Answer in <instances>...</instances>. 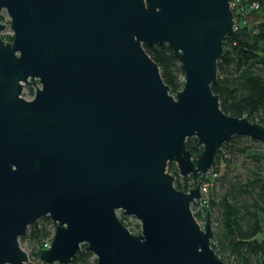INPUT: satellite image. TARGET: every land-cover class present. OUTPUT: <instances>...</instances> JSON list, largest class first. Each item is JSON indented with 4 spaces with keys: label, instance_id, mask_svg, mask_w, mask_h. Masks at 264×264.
<instances>
[{
    "label": "water",
    "instance_id": "95a60500",
    "mask_svg": "<svg viewBox=\"0 0 264 264\" xmlns=\"http://www.w3.org/2000/svg\"><path fill=\"white\" fill-rule=\"evenodd\" d=\"M229 1L0 0L12 31L0 35V264L28 263L19 239L43 217L55 230L41 264H68L82 245L95 264H225L210 213L201 227L192 208L230 138L264 145V126L224 113L211 89L235 33ZM154 45L183 69L175 95Z\"/></svg>",
    "mask_w": 264,
    "mask_h": 264
},
{
    "label": "trees",
    "instance_id": "16d2710c",
    "mask_svg": "<svg viewBox=\"0 0 264 264\" xmlns=\"http://www.w3.org/2000/svg\"><path fill=\"white\" fill-rule=\"evenodd\" d=\"M237 1L238 6L232 12L236 19L240 16L244 22L241 20L233 36L223 40V52L217 61L216 82L211 89L218 96L224 113L246 117L264 126V0ZM252 2L259 5L258 10L249 8ZM2 38L12 40L11 36ZM144 49L157 63L170 94L175 95L183 85L184 72L169 46H144ZM186 147L193 155L202 150L195 138H188ZM238 155L248 161L243 166L244 174H234L230 170ZM175 170V164L167 165L169 173ZM205 181L210 184L203 197L205 203L193 215L197 221H204L206 213H210L211 246L216 254L225 264H260L264 254V145L248 136L230 138L215 156ZM216 183L219 187L217 191L214 187ZM191 184V181L179 180L174 186L187 191ZM118 217L132 234H139L138 224L129 228L121 212ZM54 230L51 220L43 217L19 239V242L28 243L36 264H41L39 253L50 244ZM84 247L81 246L68 264H95V258Z\"/></svg>",
    "mask_w": 264,
    "mask_h": 264
},
{
    "label": "rangeland",
    "instance_id": "374dc122",
    "mask_svg": "<svg viewBox=\"0 0 264 264\" xmlns=\"http://www.w3.org/2000/svg\"><path fill=\"white\" fill-rule=\"evenodd\" d=\"M0 22L1 23H4V24H6L7 26H6V29L5 30H3L1 33H0V35H1V37L2 36H11L12 37V31L10 30V28H9V17L6 15V13L3 11L2 12V15L0 16ZM5 40V39H4ZM6 41H11V40H6ZM22 97L24 98V99H26V100H30L32 97L30 96V94H29V92L27 91V89L26 88H24V90H23V92H22ZM236 161L234 162V163H232L231 165H230V170L234 173V174H237V173H241V174H244V167L243 166H245V165H247L248 164V161L246 160V158H244L242 155H238V156H236ZM222 168H223V166H222ZM218 183H216L215 185H214V187L216 188L215 190L217 191L218 190ZM208 196V195H207ZM206 196V200H207V197ZM204 203L205 202H203V200L201 199V206H200V208H192V212H193V214H194V212H195V210H201V208H202V206L204 205ZM119 213V212H118ZM117 213V214H118ZM199 224H200V226L201 227H203V225H204V221L203 220H199L198 219V221H197ZM126 223H128V225H129V228H134L135 227V224H138L139 225V222L134 218V217H126ZM21 242V241H20ZM22 243V245H28V243L27 242H21ZM29 246V245H28ZM31 250H30V247H29V254L27 253V255H28V258H29V261H28V263H30V264H36L37 263V261L35 260V259H33V257L31 256ZM93 258H95L94 256H93ZM55 264H57V263H55Z\"/></svg>",
    "mask_w": 264,
    "mask_h": 264
},
{
    "label": "built area",
    "instance_id": "2783aa9c",
    "mask_svg": "<svg viewBox=\"0 0 264 264\" xmlns=\"http://www.w3.org/2000/svg\"><path fill=\"white\" fill-rule=\"evenodd\" d=\"M238 1L237 0H230L229 1V7H230V9H231V11L233 10V9H235L237 6H238ZM249 8H251V9H253V10H258L259 9V5L257 4V3H255V2H252L251 4H250V6H249ZM233 13V12H232ZM233 20H234V25H233V29H234V31L235 30H237L238 28H239V26H240V24L242 23V21L244 22V20L242 19V18H240V16L236 19V17L233 15ZM242 20V21H241ZM209 186H210V184H209V182H207V181H204L203 183H202V185H201V195H202V197H201V199L203 200V197L206 195V193H207V190H208V188H209ZM204 202V201H203ZM49 245V244H48ZM48 245H46V246H48Z\"/></svg>",
    "mask_w": 264,
    "mask_h": 264
},
{
    "label": "flooded vegetation",
    "instance_id": "af4514ba",
    "mask_svg": "<svg viewBox=\"0 0 264 264\" xmlns=\"http://www.w3.org/2000/svg\"><path fill=\"white\" fill-rule=\"evenodd\" d=\"M31 83H32V82H31ZM36 83H37V82H36ZM24 88L27 89V91L29 92L30 96L33 98L34 93H35V85H33V84L25 85V86L23 87V90H24ZM23 90H22V92H23ZM32 98H31V99H32ZM182 180L186 181L185 179H182Z\"/></svg>",
    "mask_w": 264,
    "mask_h": 264
}]
</instances>
